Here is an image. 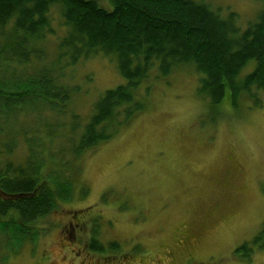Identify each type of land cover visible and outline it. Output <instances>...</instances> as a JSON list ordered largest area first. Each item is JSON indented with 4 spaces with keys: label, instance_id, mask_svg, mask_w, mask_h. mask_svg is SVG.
<instances>
[{
    "label": "rangeland",
    "instance_id": "obj_1",
    "mask_svg": "<svg viewBox=\"0 0 264 264\" xmlns=\"http://www.w3.org/2000/svg\"><path fill=\"white\" fill-rule=\"evenodd\" d=\"M96 1L111 10L109 0ZM202 2L222 17L234 13L240 30L262 9L254 0ZM50 17L55 34L36 45L49 65L65 32L59 8ZM31 61L26 75L39 70ZM63 72V83L77 91L62 108L32 101L12 121H0V151L13 147L0 164L23 163L31 147L44 160L43 177L68 178L73 197L35 221L19 249L9 251L0 235V264H264V248L250 244L264 222V95L260 106L244 100L237 108L225 95L211 114L197 96L192 66L166 77L154 68L135 91L143 110L77 158L69 141L102 94L126 81L101 55ZM93 233L104 247L114 242L119 249L91 251ZM243 243L253 249L249 260L234 253Z\"/></svg>",
    "mask_w": 264,
    "mask_h": 264
},
{
    "label": "trees",
    "instance_id": "obj_2",
    "mask_svg": "<svg viewBox=\"0 0 264 264\" xmlns=\"http://www.w3.org/2000/svg\"><path fill=\"white\" fill-rule=\"evenodd\" d=\"M109 1L111 10L96 0H0L3 126L25 112L26 104L32 101L49 109L62 108L77 91L63 83V70L99 55L115 63L126 83L106 90L93 104L87 122L69 141L72 157L109 141L143 110L144 104L135 100V91L154 68L158 77H166L175 68L192 66L199 76L197 96L207 102L211 114L225 95L233 108L244 100L254 106L262 104L264 0H254L262 9L244 30L237 26L234 13L222 17L220 9H212L202 0ZM54 7L59 8L65 32L49 65L36 45L46 34H55L50 28ZM31 60L38 63L39 70L26 75ZM250 63L251 70L243 73ZM70 126L75 134L78 125ZM12 149L6 146L0 154L11 155ZM44 164L31 147L23 163L5 158L0 164V235L9 251L19 249L29 239L28 232L36 230L35 221L47 216L59 202L72 200V182L66 177L61 181L44 178ZM80 195L85 196L86 191ZM250 244L264 248V222ZM250 244L243 243L234 253L249 260L253 251ZM88 246L96 253L119 249L114 242L108 247L101 245L96 233Z\"/></svg>",
    "mask_w": 264,
    "mask_h": 264
}]
</instances>
